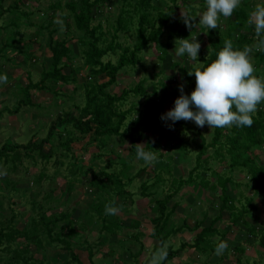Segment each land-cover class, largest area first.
<instances>
[{"label":"trees","instance_id":"obj_1","mask_svg":"<svg viewBox=\"0 0 264 264\" xmlns=\"http://www.w3.org/2000/svg\"><path fill=\"white\" fill-rule=\"evenodd\" d=\"M5 1L0 0V53H5V51L9 50L8 54H11V60H6V62L17 59L18 63L19 61L23 63L26 51L22 49L21 45L32 43L25 42L24 39L16 37V30L20 26L18 22L19 16L30 20L32 13L31 11L27 12L19 8V1L22 0H14L15 2L4 8ZM104 1L66 0L63 5L59 1H56L49 9H56L58 13L57 20L62 21V24L56 23L54 17H51L49 21H45L46 25L39 27L41 31L45 30L48 35L51 34L48 37L47 43L51 63L47 71L45 69L40 71L39 81L34 82L29 79L30 81H28L26 87L21 88L24 99L23 101H16V106L10 111L11 114H17L20 105L31 108L35 107L40 110L45 108L40 103H33L30 100V91L52 92L53 98L58 101L63 95H57V91H55L56 86L59 85V89L65 90L69 86H72V83H76L79 77L77 72L80 71L78 67L74 68L73 66L76 51L72 46L68 45L66 39L53 40L51 38L52 34L57 33L59 30H62L65 36L71 34V38H75L76 47L79 50L77 56L82 61V68L88 70V75L84 82L81 83L82 85L71 89L72 92H75V95L67 96V99L71 101L69 111L64 114L61 113L58 116L55 114L54 120L51 121V124L49 123V131L45 138L36 140L35 136H32L24 145L16 144L12 141L5 142L0 149V161L3 158H7L8 155H11V159L14 160L16 156L19 158L22 154L33 160L32 166L37 164L38 157L44 163L54 159V163L62 165L63 161L60 158L62 159L71 155L73 161L69 163L65 176L66 178L72 176L74 180H68L63 198H52L50 191H43L40 188L43 181L50 179L45 173L44 167L41 168V171L35 176L36 179L34 180V183H36L34 188L37 190L31 189V187L21 189L23 190L21 197L25 195L30 196L28 202L29 215L27 216L26 213L20 215L22 218L23 216L26 217V221L21 226L15 225V220L18 219L19 215L14 213L15 210L11 207L13 203L6 208L3 201H0V264H96L94 260L95 254L108 247V243L106 242L108 237L118 234L124 239H130V244L136 245V252H132L129 247L127 248L129 257L134 259V261H137V257L144 250L145 245L141 242L143 235L138 232H126L128 231L127 229L136 230L140 227L139 221L127 223L120 220L117 213L114 215L105 214V205L110 202L114 203L113 198L106 195L111 187L114 186L116 194L119 196L127 192L125 191L126 185L121 182L120 178L114 173L106 171V169L111 167L112 163H106L104 169L101 168L98 172L92 173L86 187L93 189L94 199L90 203H84V200L82 201L84 196L78 199L80 195L76 192L75 182H80L79 178L89 173V169L85 170V165L81 164V161L74 160L71 149L73 143L82 140L88 135L91 137L88 143L95 144L98 147L105 145V138L127 137L130 140L128 162L127 160H122L119 156L116 158L120 160L122 167H130L129 161L135 157L137 140H141L143 137L138 135L136 138H132L128 134L121 133L120 129L126 120V116H131L132 113L136 112L134 111L136 105L131 102L130 108L126 111L121 110L120 107L130 96H146L143 82H138L132 89L122 90L119 95L112 94L108 90H111L117 83L116 79L119 73L127 68L134 69L137 65L141 64V53L145 50L147 51L151 45L159 46L160 40L165 34V29L170 24L177 21H180L181 24L184 23L182 16L174 8L177 0H167L170 1L171 6L166 9H163V6H167L166 0H121L123 6L112 24V34H107L102 32L99 22L96 25L92 24L96 21V15L99 16L97 20L102 15L100 6L104 4ZM191 10V16L194 17L193 12L196 10ZM10 12L15 14V17L6 16ZM37 14L41 16L44 12H37ZM38 19L41 20V17ZM247 21V16L237 17L236 13L233 23L235 24V28L239 30L244 28L250 33L253 27L250 26L249 28L245 26ZM190 23L192 24L191 28H186L184 25L185 28L181 27L177 30L168 31L167 39L170 41L173 37H176V40L188 38L196 25L193 19ZM33 24L28 22V25ZM131 27L132 29L134 27V40L128 46H124L123 43L118 41L117 34L120 31L128 32ZM201 32H207L206 42L207 49L209 50L205 57L202 55L198 60V62L202 63V66L207 65L215 59L216 52L223 47L224 42L227 40L231 41L234 49L242 50L245 47L251 49L249 56L250 60L254 59L255 61L254 74L258 77L264 76V72L259 71L260 66L264 68V51L258 50L257 46L253 43L257 37L256 34L239 33L233 38L230 33L226 36L220 28L207 30L205 27H201ZM261 38H264V36ZM176 40L174 43H167L165 47L163 46V49L160 51L159 60L164 58L167 54V49L172 44L178 45L179 41ZM14 52L15 55H13ZM201 53L206 54L205 51ZM108 55L115 58V63L110 60H103ZM189 60L191 59L189 58ZM173 66H180V63L174 62ZM160 72H162V69ZM179 72L183 79L191 84L188 90L190 93L195 87V83L192 82V76L187 74L188 71L185 69V66H182ZM101 79L103 81L99 83ZM6 86H8V83H6ZM158 89L164 95L165 85L159 83L153 88L152 97H158ZM79 90L82 91L81 94H78ZM76 95H81V106L80 103L75 102V100L80 101V98L75 97ZM61 102L60 100L58 105ZM51 107L49 105L47 110L50 111ZM161 112L160 102L157 106L152 105L149 101L146 102V109L143 113L147 116L150 123L157 122L161 117ZM46 115L48 114L46 113ZM252 118L253 123L250 127H236L233 125L230 127L212 128L210 131L212 133L210 142L207 143L202 137L196 147L198 152L194 159L193 170L185 178L182 176H178L177 178L171 176L170 186L166 193L161 198L150 200V207L152 209L155 208V215L149 219L151 239L158 246L157 248L170 242L178 233L187 231L192 237L189 241H183L179 250H192L203 258L202 264H210L209 259L215 253L217 243L227 236L226 232H222L219 228L215 227V222L221 221V213L227 210L230 220L228 227H234L239 231H243L242 233L252 238L254 243L257 244L256 246L259 247V250L264 252V226L261 228L253 227L247 221V215L250 213L247 206L252 203L251 199H246V206H242L241 209H236L233 206V199L229 195H226V186L231 182L230 178L218 176L215 183L210 184L211 190L217 187L221 191L220 196H217L219 206L216 216L198 233L194 234L201 226L200 221L194 224L193 229L188 227L185 219H182V222L175 226V220L172 221L173 217L171 216L175 214L178 208L177 202H173L169 208L177 192L184 185L197 182L201 188L208 189L207 185L209 181L200 176L201 172L199 170L204 169L207 171L208 159L207 157L202 159V157L210 148L214 150L217 159L222 161L227 157L228 169L241 168L246 170L251 182V187L248 188L252 190L254 197L264 194V165H258L256 153L252 154L254 151L264 150V102L257 106V110L252 114ZM139 122L140 119L134 121L135 124ZM181 123L179 125L174 123L176 126L172 125V127L178 126L179 128H183L184 126ZM194 128L197 132L200 131V127L195 125ZM70 129L74 131V134L70 133ZM174 139L176 142L172 147L173 153L185 156V153H187V142L182 137H179V135L175 136ZM46 145H48L47 148L45 147ZM144 145L145 149H150L151 147L154 150V143L150 141V138ZM223 149H225L224 153L221 152ZM246 154H248L247 157ZM32 156H37V158L35 159ZM98 156L96 155L97 158ZM156 157L155 162H161L164 159L162 163L166 167L165 170L171 175L170 165L173 155L168 154L164 157L162 153H159ZM19 163L21 162L19 161ZM13 168L17 169L18 166L14 165ZM145 170V168L139 170L141 175ZM29 171L28 167L27 169H23L24 177L29 176ZM211 174H214V172H211ZM0 179L4 181L2 184L11 193L17 192L16 187L21 184L20 181H8L6 178L1 177ZM103 179L106 180L103 181ZM109 179H113V181L112 184L108 185L105 182ZM148 184L149 182L146 180H143L140 184L143 195L151 194L148 192L150 189ZM154 184H164V179L161 178L160 174L156 175L151 185L154 186ZM18 193L20 194V192ZM0 197H3V200H8L7 202L10 203L7 192H2ZM75 211H78V213L74 217ZM102 238L105 239L104 243L101 242ZM246 243H248V240L243 242V244ZM243 244L240 243L234 248L237 254L234 264H242L240 258L246 252V247L242 246ZM248 245L250 246V243ZM157 248L153 249L152 252H155ZM164 252H166V256L161 261V264H165L168 259L172 258L171 254H175L177 251L172 250L170 245ZM148 263L149 261L147 260L143 264ZM133 264H136V262ZM182 264H187V262Z\"/></svg>","mask_w":264,"mask_h":264},{"label":"rangeland","instance_id":"obj_2","mask_svg":"<svg viewBox=\"0 0 264 264\" xmlns=\"http://www.w3.org/2000/svg\"><path fill=\"white\" fill-rule=\"evenodd\" d=\"M56 1L62 3V5L66 2V0L19 1V8L27 12L31 11L32 16L30 17V20L21 18V16H19L20 19L18 22L20 26L16 30V37L22 38L25 42L28 41L32 44L21 45L22 49H25L26 51V56L23 60V63L20 61L18 63L17 59L6 62V60H11V54H8L9 50L5 51V53H0V73L7 75V81L0 84V149L5 144V142L8 141L24 145L30 138H32V136H35L36 140L45 138L49 131L48 129L50 127L51 121H53L55 118V114L58 116L61 113L64 114L69 111L71 101L67 99V96L75 93L72 92L71 89L75 86L78 87L82 85L81 83L84 82L88 75V70L82 68V61L77 56L79 54V50L76 47L75 38H71V34L65 36L63 31L59 30L57 33L52 34L51 38L53 40L66 39L68 45L72 46L76 51L73 66L74 68L78 67L80 69V71L77 72L79 77L77 78L76 83H72V86H69L68 89L65 90L59 89L60 86L57 85L56 90H53L57 91V95H63L62 98L60 97L58 99V101L57 99L53 98L52 92L30 91V100L33 103H40L42 107H45L42 108L44 111L35 107L31 108L29 106L20 105L17 114L13 115L10 113V111L16 106V101H23L24 99V94L21 93L23 90H21V88L26 87L28 81L30 80L34 82L39 81L40 71L42 69H45L46 71L49 69L51 60L50 54L47 50V43L48 37L51 34L48 35L45 30L41 31V28L39 27L46 25L45 21H49L51 17H54L55 21L57 20L58 13L56 9H49V7L52 6V4H54ZM12 2L15 1L6 0L4 3V8ZM169 2L170 1L166 0L167 6H163V9L171 6ZM258 4H264V0H241L240 5L235 9V12H233L230 17H220L216 29L220 28V30L225 33L226 36L229 33L232 34L233 38L239 33L255 35L253 29L250 33H248L247 29L242 28L239 30L238 28H235L233 20L236 13L237 17L247 16L249 19L250 12L254 10ZM122 6L123 2H121V0H105L104 4L100 6L102 15L100 16L99 20H97L99 16L96 15V21H94L92 24L96 25V23L99 22L102 32L112 34V24L114 23L117 15L121 12ZM205 6V0H177L176 6H174L175 10L181 16V13H187L191 16V9L196 10L193 12L195 17L193 18V21L196 23L195 29L188 38L192 39L196 37L200 43L201 51L199 50L198 52L197 61L189 60L187 56L185 58L176 57L174 55V44H172V46L167 49V54L164 56V58L159 60L160 51L163 49V46L165 47V44L167 43H174L176 40V37H173L170 41L167 39L168 31L177 30L181 27L185 28L184 24H181L180 21H177L170 24L169 27L165 29V34L162 36L159 46L151 45L147 51L145 50L143 53H141V64L137 65L134 69L127 68L119 73L116 79L117 83L111 88V90H108L112 94L119 95L122 90L132 89L138 82H143V89L145 90L146 96H130L129 99L125 101L120 107L121 110L126 111L130 108L131 102L136 105L134 110L136 112L132 113L131 116H126V120L122 124L120 131L121 133L130 135L132 138H136L138 135H141L143 139L137 140V144L141 145H144L145 142L150 138V141L154 143L156 155L159 153H162L164 157L168 154L173 155V160L170 165L171 175L165 170L166 167L162 163L164 162V159L161 162H154L153 164L149 165L143 161H137L134 157V159L132 158L129 161L130 167H122V163H120V160L116 157L119 156L122 160H127L128 162L130 153V140L127 137L105 138V145L103 147H98L95 144L88 143L91 140V137L88 135L82 140L72 144L71 153L74 157V160L81 161V164L85 165V170H87V168L89 169V173L79 178L80 182H75L77 189L76 192L80 195L78 199L84 196L85 198H82L84 203H90L94 199L93 189L86 187V185L88 184L93 172L96 173L99 171V169H104L106 163H112L111 167L106 169V171L109 173H114L116 176H118L121 182L126 185L125 191L127 192L126 194L119 196L116 194L114 186H112L106 195H109L111 198H113L114 205L119 207L116 213L120 220L126 221L127 223L130 221L140 222V227H138L136 230L127 229L128 231L126 232H138L143 235V237H141V242L144 243L145 247L142 253L137 257V261H134V259L129 257L127 250L129 247L132 252H136V245L132 243L130 244V239H124L118 234L106 239L108 247L95 254L94 260L96 264H133L135 262L136 264H143L147 260L149 261L148 264H152L153 256L160 250L165 251V249L170 245L172 250L177 252L175 254H171L172 258L168 259L165 264H182L186 262L187 264H202L203 262V258L194 253L192 250H179L182 242L185 240L189 241L192 237V235H190L187 231L178 233L170 242H167L162 247L157 248L158 246H156L155 242L151 239V226L149 223V219L155 215V208L152 209L149 204L150 200H153L154 198H161L166 193L170 186L171 176L176 178L178 176H182L185 178L189 172L193 170L192 168L194 159L198 152L196 147L200 143V139L202 137L207 143L210 142L212 134L210 131L212 128H209L207 125H205L200 127V131L197 132L194 128L195 123L191 120H179L175 122L178 125L182 122L181 125L184 126L183 128H179L178 126L172 127V125L175 124H172L170 121H163L161 119L157 120V122L150 123L149 119L143 112L146 109V102L148 101L155 106H157L160 102V106L162 108L161 114L171 109L173 107L174 100L180 95V92L177 88L178 84L184 85L183 90L185 94L189 93L188 90L190 89L191 84L183 79L179 70L182 66H185L187 71L193 70L197 67H202V63L198 62V60L202 55L205 57L209 51L207 49L206 42L207 32H201V27L205 26L198 24L199 18L196 17L205 9ZM37 12H44V14H42L43 16H39ZM6 16L15 17V14L10 12ZM39 17H41V20L38 19ZM28 22L34 24L28 25ZM245 26L250 28L251 25L245 23ZM133 36L134 27L133 29L131 27L128 32H118L117 39L120 43H123L124 46H128L133 42ZM259 39L262 38L256 37L254 39L253 43L255 46H257V41ZM202 51H205L206 54L201 53ZM13 55H15V52ZM103 60H110L115 63V58L111 57L110 55L106 56ZM174 62L180 63V66L174 67ZM251 62L254 66V59H251ZM161 69L162 72H160ZM259 71L264 72L263 66L259 67ZM260 77L264 78L263 75ZM102 81V79L99 80V83ZM192 82L195 83L194 76H192ZM6 83H8L9 87L6 86ZM159 83H163V85H165L164 95L162 94L161 90L158 89V97H152L153 88ZM81 93L82 91L79 90L78 94ZM75 97L80 98V101L75 100V102L80 103L81 106V95H76ZM60 100L62 102L60 105H58ZM49 105L52 106L50 111L47 110ZM46 113L48 115H46ZM136 119H140L138 124L134 123ZM170 124L171 127H169ZM178 131L180 132L178 133ZM70 133L74 134V131L72 130ZM177 135L182 137V139L187 142V153H185V156H180L179 153H173L172 147L176 142L174 138ZM45 147L47 148L48 145ZM224 151L225 149H223L221 152L224 153ZM255 153L257 155V164L260 166L264 165V150H257L252 154L254 155ZM96 155H99L98 158ZM9 156L10 158H8ZM247 156L248 154H246V157ZM32 157L35 159L37 158V156ZM205 157L208 159L207 171L204 169L199 171L201 172L200 176L203 179L209 181L207 185L208 189L201 188L198 183L195 182L189 185H184L183 188L177 192L175 198L169 205V208L172 206L173 202H177L178 205L175 214L171 216L173 217L172 221L175 220V226L179 225V223L182 222V219H185L188 227L193 229L194 224L200 221L201 226L194 232L195 234L210 223V221L217 214V209L219 206V202H217V196H220L221 194L220 189L217 187L214 190H211L210 184L215 183V180L218 176L230 178L231 182H229L226 186V195H229L233 199V206L236 209H241L242 206H246V199H251L252 203L247 206L250 211V213L247 215V221L250 222L253 227L261 228L264 226V194L257 197L252 195V190L248 188L251 187V182L246 170L241 168L233 170L228 169L227 157H225L222 161L217 159L212 148L206 152L202 159ZM60 160L63 161L62 165L54 163V159L44 163L38 157L37 164L32 166L31 164L33 160L21 154L19 158L16 156L14 160L11 159V155H8L7 158H3L2 161H0V177L6 178L8 181H20L21 183L20 186L16 187L17 192L11 193L9 189L7 190L4 184H2L4 181H1L2 179H0V194L2 192H7L9 194L10 203L7 202L8 200H3V197H0V201H3L4 207L6 208H8L10 204H14H12L11 207L15 210L14 213L19 215L18 219L15 220L16 226H21V224L26 221V217L23 216L22 218L20 216L21 214L24 215V213H26L27 216L29 215L28 202L30 200V196L25 195L24 197H21L23 192L21 189H26L25 187H31V189L37 190L34 188L36 185L34 180L36 179L35 176H37L39 171H41V168L44 167L45 173L50 177V179L43 181L40 185V188H42L43 191H50L52 198L58 197L60 199L64 197L68 180H74V177L72 176H68L67 178L65 176L67 174L69 163L73 161V159L71 155H68V157L62 159L60 158ZM19 161L21 163H19ZM14 165H17L18 168L14 169ZM27 167L30 169L28 174L29 176L24 177L23 169H27ZM142 168H145L146 170L141 175L139 170ZM211 172H214V174H211ZM157 174H160L161 178L164 179V184H154L153 186L151 184ZM105 180L106 179H103V181ZM143 180L149 182L148 185L150 186V189L148 192L151 193L148 194L149 196L143 195L141 193L142 190L140 188V184ZM112 181L113 179H109L105 183L109 185L112 184ZM18 192H20V194ZM106 195L104 196L106 197ZM77 213L78 211H75L74 217L77 216ZM221 221H216L215 227L219 228L222 232L227 233V236L222 240L227 241L228 247L222 254L217 255L216 253H213L209 259L210 264H234V261L237 259V254L234 248L240 243L243 244V242L247 240L248 243L242 245L246 247V252L240 258L242 264H264V252L259 250V247L256 246L257 244L254 243V240L247 237L245 233H242L243 231H239L234 227H228L230 220L227 210L221 213ZM101 242L104 243L105 239L102 238ZM249 243L250 246L248 245ZM155 248H157L156 251L152 252ZM110 249H112V251H110ZM82 260L84 262L83 258ZM157 264H161V261L158 260Z\"/></svg>","mask_w":264,"mask_h":264},{"label":"clouds","instance_id":"obj_3","mask_svg":"<svg viewBox=\"0 0 264 264\" xmlns=\"http://www.w3.org/2000/svg\"><path fill=\"white\" fill-rule=\"evenodd\" d=\"M241 0H205V9L198 14V24L209 29H216L221 16L230 17L240 5ZM186 28H191L190 21L195 18L187 13H181ZM62 24V21L56 20ZM253 27L257 37L264 36V4H258L250 12L247 21ZM175 44L176 57L187 56L197 61L200 43L196 37L179 38ZM257 49L264 51V38L257 41ZM251 49H234L231 41H225L216 57L205 66L197 67L187 72L194 76L195 87L184 93V85L178 84L180 95L174 100L173 107L161 114L160 119L174 124L179 120H191L198 127L207 125L209 128L250 127L253 123L252 114L257 106L264 102V78L254 75L255 69L250 60ZM7 81V75L0 73V84ZM171 127V124L169 125ZM137 144L135 158L146 164H153L157 157L151 147ZM118 207L114 203L105 205V214L114 215ZM228 247L225 240H220L215 253L222 254ZM166 256L163 250L158 251L152 258V264L162 261Z\"/></svg>","mask_w":264,"mask_h":264}]
</instances>
